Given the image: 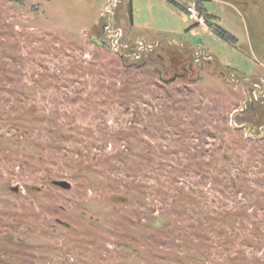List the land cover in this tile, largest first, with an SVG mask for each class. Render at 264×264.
Instances as JSON below:
<instances>
[{
	"label": "rangeland",
	"instance_id": "rangeland-1",
	"mask_svg": "<svg viewBox=\"0 0 264 264\" xmlns=\"http://www.w3.org/2000/svg\"><path fill=\"white\" fill-rule=\"evenodd\" d=\"M174 1L0 0V264H264V0Z\"/></svg>",
	"mask_w": 264,
	"mask_h": 264
},
{
	"label": "flooded vegetation",
	"instance_id": "flooded-vegetation-1",
	"mask_svg": "<svg viewBox=\"0 0 264 264\" xmlns=\"http://www.w3.org/2000/svg\"><path fill=\"white\" fill-rule=\"evenodd\" d=\"M241 81V80H240ZM245 86H246V92L254 97L250 98V102L247 103L245 110L249 109V107L251 108H256L258 110V118L256 117V119L254 120H248L247 122H245V124L250 125L251 128L254 126V124H258L260 122V132L261 134L264 136V113L262 115H260L262 112V109L264 111V77H262V75H260L259 77L257 76L256 78H248L245 79ZM259 101L261 103V108H260V104ZM244 110V111H245ZM260 113V114H259ZM251 130V129H250Z\"/></svg>",
	"mask_w": 264,
	"mask_h": 264
},
{
	"label": "built area",
	"instance_id": "built-area-1",
	"mask_svg": "<svg viewBox=\"0 0 264 264\" xmlns=\"http://www.w3.org/2000/svg\"><path fill=\"white\" fill-rule=\"evenodd\" d=\"M187 10V19L191 22L195 23L196 25L200 27H206L207 19L203 12H201L196 3L190 4L186 7ZM108 12V11H107ZM113 23L111 25H106L105 30L109 31L111 33V28L113 27ZM124 33L121 28H115V31L112 33V41H111V47L116 52L122 53V48L128 47L125 43H123ZM137 51L143 49L144 44L142 43V40H139L136 44Z\"/></svg>",
	"mask_w": 264,
	"mask_h": 264
},
{
	"label": "trees",
	"instance_id": "trees-1",
	"mask_svg": "<svg viewBox=\"0 0 264 264\" xmlns=\"http://www.w3.org/2000/svg\"><path fill=\"white\" fill-rule=\"evenodd\" d=\"M170 1H172L173 3L175 2L174 0H170ZM202 1L203 0H197L196 1V5H197V7H198V9L201 11V12H203L204 14H205V9H204V7H203V5H202ZM130 7V8H129ZM131 7H132V5H131V0H129V2H128V4H127V14H128V18H129V21L130 22H132L133 20H132V9H131ZM185 10H186V8H185ZM186 12H187V10H186ZM205 16H206V18H207V21H208V23H209V20H210V18L212 17L211 15H206L205 14ZM217 31L218 32H220V34H222L224 37L227 35V33L225 32V31H223L222 29H217ZM130 60H132V59H130ZM249 109H253L255 112L257 111V109L256 108H250L249 107Z\"/></svg>",
	"mask_w": 264,
	"mask_h": 264
},
{
	"label": "water",
	"instance_id": "water-1",
	"mask_svg": "<svg viewBox=\"0 0 264 264\" xmlns=\"http://www.w3.org/2000/svg\"><path fill=\"white\" fill-rule=\"evenodd\" d=\"M148 48H150L149 45H147ZM249 101V94L247 93V99L245 101V104H244V108L242 110H244L246 108V105H247V102ZM240 112V110L236 111L234 116H236L238 113ZM232 124L240 129H244L246 127H248V129L250 130L251 129V126L250 125H247V124H244V125H241V126H238L236 123H235V118L232 119ZM250 133V131H249ZM57 184H59L60 186L64 187V188H70L71 185L70 183H68L67 181H60V182H57Z\"/></svg>",
	"mask_w": 264,
	"mask_h": 264
},
{
	"label": "crops",
	"instance_id": "crops-1",
	"mask_svg": "<svg viewBox=\"0 0 264 264\" xmlns=\"http://www.w3.org/2000/svg\"><path fill=\"white\" fill-rule=\"evenodd\" d=\"M187 6H188V5H187ZM187 6H186V7H187ZM186 7H185V8H186ZM185 8H184V10H185ZM185 12H186V10H185ZM132 14H133V12H132ZM186 15H187V13H186ZM132 18H133V15H132ZM193 25L198 26V25H196L195 23H193ZM93 29H94V31H95V28H93ZM139 39H143V37H139ZM103 42H104V41H103Z\"/></svg>",
	"mask_w": 264,
	"mask_h": 264
}]
</instances>
